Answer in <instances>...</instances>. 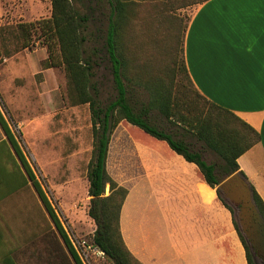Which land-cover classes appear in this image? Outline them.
<instances>
[{
    "label": "trees",
    "instance_id": "obj_1",
    "mask_svg": "<svg viewBox=\"0 0 264 264\" xmlns=\"http://www.w3.org/2000/svg\"><path fill=\"white\" fill-rule=\"evenodd\" d=\"M206 1L192 0V4L199 5ZM51 3L50 18L17 24L20 48L25 50L36 43L42 44L48 55L46 67L61 68L65 72L70 104L89 106L93 151L87 171L90 197L88 215L97 226L94 245L113 264H143L128 249L121 232V211L129 190L108 172L110 146L117 127L124 125L128 134L144 145L151 142L165 143L173 154L194 164L198 170L196 175L212 189L218 188L235 173L247 178L240 171L238 159L260 142V134L236 114L212 103L194 88L185 60L178 64L179 45L180 40L183 42L181 38L184 32L182 18L173 16L175 18L170 19L168 12L159 18H155L153 13L145 14L142 20L146 21L147 36L151 32V49H163L167 46L165 39L172 38L175 61L168 63V58L161 52V57L167 60L166 64L163 61L160 64L148 62L138 65V50L145 42L142 28L138 26L141 18L136 0H51ZM98 13L104 18V21L100 20L105 26L102 45L88 50L86 33L90 24L97 20L93 19L94 14ZM161 22L167 23L164 38L157 32ZM160 26L165 28L164 24ZM10 57L8 54L7 58ZM3 60L0 54V63ZM102 68L110 73L114 90V97L105 105L100 100L101 82L98 79ZM177 74L190 82L196 94L188 85L177 86ZM134 89L143 91L146 100H137ZM194 95L209 107L205 109L199 105ZM154 120L165 122L169 132L159 127ZM0 126L75 264H82L70 236L1 109ZM188 139L194 141L201 150L196 151ZM203 153L211 155L216 162L208 163ZM17 169L21 171L19 166ZM251 189L264 218V201L252 185ZM217 193L221 197L219 190ZM221 201L234 214L233 208L222 198ZM234 226L245 249L247 264H256L235 219Z\"/></svg>",
    "mask_w": 264,
    "mask_h": 264
},
{
    "label": "rangeland",
    "instance_id": "obj_2",
    "mask_svg": "<svg viewBox=\"0 0 264 264\" xmlns=\"http://www.w3.org/2000/svg\"><path fill=\"white\" fill-rule=\"evenodd\" d=\"M136 1L141 18L138 26L142 28V39L145 42L138 50L136 63L138 65L149 64L148 62L160 64L165 61L166 64V58L161 57V52H163L169 60L168 63L172 64L175 61L173 39L166 38L167 46L163 49H151L149 37L151 32H148L147 36L146 21L142 18L149 13L159 18L167 12L170 14L168 17L170 19L175 18L173 16L182 18L184 32L181 39L184 42L192 11L197 5H193L192 0ZM86 11L90 12L87 9ZM51 15V0H0V27H2L0 54L4 57L3 62L0 63V109L76 247L82 264H113L105 254L101 255L98 252L92 254L91 258H86L78 245L81 240L94 244L93 237L97 229L95 221L88 215L90 197L87 171L93 151L89 106L70 104L67 97L65 72L61 68L46 67L45 62L48 55L42 44L36 43L25 50L20 48L21 38L16 28L17 24L47 19ZM93 19L97 20L90 24L86 33L88 50L96 45H102V31L105 28L103 22L100 21H104L100 13L94 14ZM162 24L165 28L160 26ZM166 24L161 22L157 28L162 38L167 34ZM183 42L180 40L178 64L185 60ZM8 54L11 55L10 58H7ZM98 79L101 82L100 100L102 105H105L114 97L112 78L108 70L102 68ZM176 84L177 86L188 85L192 88L193 94L195 93V87L193 88L183 75L177 74ZM133 92L137 100H146L143 91L134 89ZM195 100L203 108L209 107L205 101L196 96ZM154 123L169 132L167 124L162 120H154ZM122 137L128 138L129 136L124 125H119L112 140H119ZM175 137L179 138L178 135ZM188 142L193 144L196 151L201 150L194 141L188 139ZM203 157L208 163L216 162L208 153H203ZM109 166L113 172L115 168L114 149ZM195 168L181 157H175L171 168L174 172H149L153 178L155 196L160 203L165 201L161 204V210L167 225L171 227L173 241L177 243L178 249L183 251L204 243L205 237L210 233H217L218 248L225 249L229 254L235 253V247L237 243H240V238L234 226V214L222 203L217 193L218 188L212 191L193 172ZM121 174L123 178L131 180L135 178V175H144L145 172H121ZM126 188L129 190L128 187ZM212 193L214 195L211 199ZM108 194L109 189L107 188ZM24 199L29 202H39L32 187L27 189ZM205 199L216 202L217 207L204 205ZM47 216V213H43L41 217L42 228L52 235L58 234L50 217L47 218ZM231 232L234 236L233 242L230 238ZM58 249V256L53 252L43 251L39 256L32 258L33 263L55 264L61 259L71 262L70 255L65 246L61 245L59 236ZM227 257L219 256L218 264L228 263ZM256 262V264H264V261L258 257H256ZM245 263L247 264L246 254Z\"/></svg>",
    "mask_w": 264,
    "mask_h": 264
},
{
    "label": "crops",
    "instance_id": "obj_3",
    "mask_svg": "<svg viewBox=\"0 0 264 264\" xmlns=\"http://www.w3.org/2000/svg\"><path fill=\"white\" fill-rule=\"evenodd\" d=\"M184 48L189 76L200 94L259 132L260 142L238 164L264 201V0H207L195 6ZM128 136L112 140L108 172L129 188L121 211V232L131 253L143 264H218L219 256H228L226 264H234V260L246 264L241 241L235 253L229 254L218 248L217 233H210L195 247L178 249L161 210L165 201L160 203L155 196L149 172H174L172 162L180 156L163 142L144 145ZM121 172L145 174L127 180ZM193 172H198L197 167ZM29 187L26 172L0 126V264H34L32 258L43 251L58 256V236L67 249L58 232L52 235L42 228L41 217L47 211L40 199L38 203L24 199ZM211 199H205L204 205L216 208ZM230 235L233 242V232ZM70 260L55 264H75L71 255Z\"/></svg>",
    "mask_w": 264,
    "mask_h": 264
},
{
    "label": "water",
    "instance_id": "obj_4",
    "mask_svg": "<svg viewBox=\"0 0 264 264\" xmlns=\"http://www.w3.org/2000/svg\"><path fill=\"white\" fill-rule=\"evenodd\" d=\"M218 190L221 198L234 210V219L244 236L254 261H264V218L257 207L252 189L246 178L239 173L224 180Z\"/></svg>",
    "mask_w": 264,
    "mask_h": 264
},
{
    "label": "built area",
    "instance_id": "obj_5",
    "mask_svg": "<svg viewBox=\"0 0 264 264\" xmlns=\"http://www.w3.org/2000/svg\"><path fill=\"white\" fill-rule=\"evenodd\" d=\"M72 244H73V242H72ZM78 245L82 249V251L84 252V255L86 258H91L92 254L94 255V253H97V252L101 255L105 254L103 251H101L99 248H97L94 244H89L85 240H81L78 243ZM73 246H74V244H73ZM74 248L76 249L75 246H74ZM76 251H77V249H76ZM77 253H78V251H77ZM78 255H79V253H78ZM79 257H80V255H79Z\"/></svg>",
    "mask_w": 264,
    "mask_h": 264
},
{
    "label": "flooded vegetation",
    "instance_id": "obj_6",
    "mask_svg": "<svg viewBox=\"0 0 264 264\" xmlns=\"http://www.w3.org/2000/svg\"><path fill=\"white\" fill-rule=\"evenodd\" d=\"M262 260V259H261ZM263 261V260H262Z\"/></svg>",
    "mask_w": 264,
    "mask_h": 264
}]
</instances>
